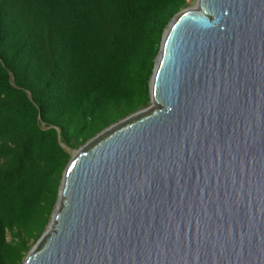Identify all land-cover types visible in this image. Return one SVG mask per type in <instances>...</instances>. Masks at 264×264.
Masks as SVG:
<instances>
[{
  "label": "water",
  "instance_id": "1",
  "mask_svg": "<svg viewBox=\"0 0 264 264\" xmlns=\"http://www.w3.org/2000/svg\"><path fill=\"white\" fill-rule=\"evenodd\" d=\"M151 104L71 153L24 264H264V0H196Z\"/></svg>",
  "mask_w": 264,
  "mask_h": 264
},
{
  "label": "trees",
  "instance_id": "2",
  "mask_svg": "<svg viewBox=\"0 0 264 264\" xmlns=\"http://www.w3.org/2000/svg\"><path fill=\"white\" fill-rule=\"evenodd\" d=\"M190 0H0V264L46 231L71 153L151 104Z\"/></svg>",
  "mask_w": 264,
  "mask_h": 264
},
{
  "label": "rangeland",
  "instance_id": "3",
  "mask_svg": "<svg viewBox=\"0 0 264 264\" xmlns=\"http://www.w3.org/2000/svg\"><path fill=\"white\" fill-rule=\"evenodd\" d=\"M195 3H196V0H190L189 1V8L190 7H193L194 5H195ZM34 247V246H33Z\"/></svg>",
  "mask_w": 264,
  "mask_h": 264
}]
</instances>
